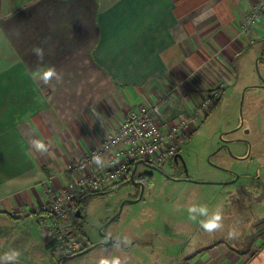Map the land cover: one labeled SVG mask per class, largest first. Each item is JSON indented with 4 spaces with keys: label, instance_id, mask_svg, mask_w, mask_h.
Segmentation results:
<instances>
[{
    "label": "crops",
    "instance_id": "crops-1",
    "mask_svg": "<svg viewBox=\"0 0 264 264\" xmlns=\"http://www.w3.org/2000/svg\"><path fill=\"white\" fill-rule=\"evenodd\" d=\"M254 1L0 0V264H34L36 254L19 251L21 239L35 240L21 229L24 221L38 226L44 264L59 256L58 239L39 226L36 212L46 202L45 179L98 146L125 110L169 90L163 116L178 119L221 83L219 103L264 40L263 18L240 31ZM49 67L59 79L43 78ZM252 226L240 245L194 246L180 264H264V219ZM10 250L15 260L6 259Z\"/></svg>",
    "mask_w": 264,
    "mask_h": 264
},
{
    "label": "rangeland",
    "instance_id": "rangeland-1",
    "mask_svg": "<svg viewBox=\"0 0 264 264\" xmlns=\"http://www.w3.org/2000/svg\"><path fill=\"white\" fill-rule=\"evenodd\" d=\"M250 54L248 72L238 77L234 85L225 87L217 105L220 97L203 109L196 103L198 110H185L181 114L197 116L183 129L179 151L187 175L194 181L176 180L175 177L181 176L165 177L164 174L174 173L171 160L162 169L139 163L134 176L142 172L152 175L145 185L136 186L126 178L111 190L95 193L85 201L81 220L88 241L74 233L77 200L67 209L64 225L49 234L58 239L54 248L57 253L73 240H79L82 245L99 242L102 221L120 209L118 216L103 228L116 244L113 247L97 245L72 257L59 254L60 263L54 257L49 263L99 264L102 258L119 257L121 264H180L194 246L200 248L204 243L220 239L240 245L235 241L252 236L253 222L264 219V40H257ZM259 82L261 86L256 85ZM251 84L255 87L243 92ZM203 112L208 116L196 122L203 119ZM222 140L226 143L222 144ZM217 211L222 216L220 225L211 231L205 230L202 221ZM52 223L53 227V220ZM19 224L33 236L29 240L35 238L30 242L21 239L19 251L36 254L34 264L48 262L47 253L44 254L43 245L38 242L36 222ZM8 231L9 228H1L2 233ZM180 254L183 257L179 259Z\"/></svg>",
    "mask_w": 264,
    "mask_h": 264
},
{
    "label": "built area",
    "instance_id": "built-area-1",
    "mask_svg": "<svg viewBox=\"0 0 264 264\" xmlns=\"http://www.w3.org/2000/svg\"><path fill=\"white\" fill-rule=\"evenodd\" d=\"M261 18L264 19V0H255L240 24V31L250 32ZM221 85L209 88L204 97L198 100L197 107L203 109L215 102L220 97ZM169 92L137 108L125 110L119 127L109 133L98 146L70 159L62 172L45 179L46 202L36 212L42 214L40 223L43 228L47 226L48 234L64 225L67 209L81 196L104 192L129 178L130 166L135 161L143 160L162 167L179 151L183 129L192 124L191 121L197 116L164 118L161 108ZM94 156H99V163L93 159ZM61 174H67V180L62 181ZM52 220L55 225L53 227ZM80 244L79 240H73L63 248L60 247L59 254L74 252Z\"/></svg>",
    "mask_w": 264,
    "mask_h": 264
},
{
    "label": "clouds",
    "instance_id": "clouds-1",
    "mask_svg": "<svg viewBox=\"0 0 264 264\" xmlns=\"http://www.w3.org/2000/svg\"><path fill=\"white\" fill-rule=\"evenodd\" d=\"M35 51L37 52L38 55H42V49L36 48ZM53 75H57V79H59V74L55 73L54 68L49 67L44 71L43 78L47 80L49 77ZM33 143L39 149H44L46 147L43 141L40 140H33ZM93 159H95L98 163L100 162L99 156H94ZM221 219H222L221 213L217 211L212 215L210 219L202 221V226L205 230L211 231L220 225ZM5 255L7 260L12 261L17 258L18 252L16 250H10ZM99 264H121V260L119 257H112L111 260H109L108 258H102Z\"/></svg>",
    "mask_w": 264,
    "mask_h": 264
},
{
    "label": "water",
    "instance_id": "water-1",
    "mask_svg": "<svg viewBox=\"0 0 264 264\" xmlns=\"http://www.w3.org/2000/svg\"><path fill=\"white\" fill-rule=\"evenodd\" d=\"M245 88H246V86H245ZM245 88H243V92H244ZM178 158L183 162L180 153H176V154L174 155V159H175V160H177ZM139 163H142V164H148L150 167H155V168L159 169L157 166L152 165V164H149V163H146V162H144L143 160H137V161H135V162L133 163V166H132V169H131V172H130V177H131V178L134 177V172H135L136 167H137V165H138ZM183 164H184V162H183ZM184 165H185V164H184ZM184 170H185V176H184V177H179V178L175 177L176 180H190V181H194V180H192V179H190V178L188 177V175H187L188 173H187V170H186V167H185V166H184ZM164 175H165V176H168L169 178H173V176H171V175H167V174H164ZM195 181H196V180H195ZM197 182H198V181H197ZM227 182H231V181H230V180H229V181H218V182H216V183H227ZM142 185H143V184L141 183V187H142ZM121 206H122V205H120V208H121ZM119 212H120V209L117 210V212H116L113 216H111L107 222H110L114 217H116V216L119 214ZM74 216H77V217H79V216L81 217V216H82V214H81V212H80V209H76V210H75V212H74ZM101 227H102V226H101ZM100 229H101V228H99V233H101V230H100ZM103 235H105V237L108 238L106 241L95 242V243L90 244V245L87 246V247H84L83 245L80 244V245L77 247V249H76L72 254H70V256H68V257L77 256V255H79V254L85 253V252H87L88 250L94 248V247L97 246V245H101V244H102V245H108V244H110L111 241H112V238H111L110 236L106 235V234H103Z\"/></svg>",
    "mask_w": 264,
    "mask_h": 264
},
{
    "label": "flooded vegetation",
    "instance_id": "flooded-vegetation-1",
    "mask_svg": "<svg viewBox=\"0 0 264 264\" xmlns=\"http://www.w3.org/2000/svg\"><path fill=\"white\" fill-rule=\"evenodd\" d=\"M254 84H251V85H246V88H245V90L247 89V88H249V87H255V86H253ZM256 85H262L260 82L258 83V84H256ZM225 140H222V144H225L226 143V141L224 142ZM179 151H180V149H179ZM179 151L177 152V153H179ZM171 163H172V167H173V174H169V175H171V176H181V177H184L185 176V170H184V164H183V162L178 158L177 160H175L174 159V156L172 157V160H171ZM150 164V163H149ZM145 165H148V164H145ZM149 166V165H148ZM158 167V166H157ZM159 169H162L161 167H158ZM130 172H131V170H130ZM149 175H151V173H148V172H142V173H138L135 177H133V178H131L130 177V175H129V180H130V182L131 183H133V184H135L136 186H138V185H140L141 186V183L142 184H146V182L148 181V176ZM152 176V175H151ZM165 177H167V178H169L168 176H165ZM177 178H179V177H177ZM81 214H82V216L80 217L79 216V219H81L82 217H83V215H84V211H82L81 212ZM115 214V213H114ZM114 214H112L111 216H113ZM110 216V217H111ZM118 216V215H117ZM116 216V217H117ZM110 217H107L106 219H104L103 221H102V223H101V226H100V230H101V239L99 240V241H106L108 238L107 237H105V235H103V234H106V235H108V236H110L109 234H107L106 232H104V230H103V228H104V226L105 225H107V224H109L111 221H113L116 217H114L110 222H107L108 220H109V218ZM111 237V236H110ZM93 243H95V242H93ZM92 244V243H91ZM82 245V244H81Z\"/></svg>",
    "mask_w": 264,
    "mask_h": 264
},
{
    "label": "trees",
    "instance_id": "trees-1",
    "mask_svg": "<svg viewBox=\"0 0 264 264\" xmlns=\"http://www.w3.org/2000/svg\"><path fill=\"white\" fill-rule=\"evenodd\" d=\"M151 175H149L148 177V180H150V177ZM135 177V176H134ZM112 189V188H111ZM109 189V190H111ZM109 190H106V191H109ZM105 192V191H104ZM99 193H103V192H99ZM96 195L95 193H91V194H87V195H84V196H81L78 200H77V203L76 205L74 206V209H80V212L84 211V207L86 205V200L90 199V197ZM82 202V203H81ZM81 204V205H80ZM74 210V212H75ZM77 217V216H76ZM74 233H79L81 236H84L86 238V240L88 241L89 239L86 237L85 233H84V226H83V223H82V220L81 219H76L75 223H74ZM90 243L89 244H85L83 245L84 247H87L89 246L91 243H93L92 241H89ZM73 252L69 253V254H72ZM68 255V254H67Z\"/></svg>",
    "mask_w": 264,
    "mask_h": 264
}]
</instances>
